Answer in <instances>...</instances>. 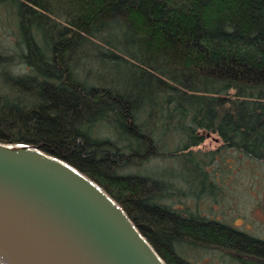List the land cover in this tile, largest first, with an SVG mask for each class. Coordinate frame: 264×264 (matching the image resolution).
I'll list each match as a JSON object with an SVG mask.
<instances>
[{"label":"trees","instance_id":"obj_1","mask_svg":"<svg viewBox=\"0 0 264 264\" xmlns=\"http://www.w3.org/2000/svg\"><path fill=\"white\" fill-rule=\"evenodd\" d=\"M0 6L15 18V26L2 25L14 40L0 45V142L80 170L167 264L214 263L199 250L217 251L229 264H264L262 238L192 210L193 195L178 178L136 170L170 159L188 176L216 183L209 167L225 150L264 165V0ZM103 59L128 68L134 88L104 78ZM169 124L181 143L165 149L159 134ZM212 134L219 147L197 150Z\"/></svg>","mask_w":264,"mask_h":264},{"label":"water","instance_id":"obj_2","mask_svg":"<svg viewBox=\"0 0 264 264\" xmlns=\"http://www.w3.org/2000/svg\"><path fill=\"white\" fill-rule=\"evenodd\" d=\"M0 244L16 264H167L69 162L0 142Z\"/></svg>","mask_w":264,"mask_h":264},{"label":"rangeland","instance_id":"obj_3","mask_svg":"<svg viewBox=\"0 0 264 264\" xmlns=\"http://www.w3.org/2000/svg\"><path fill=\"white\" fill-rule=\"evenodd\" d=\"M2 25L15 26L12 10L4 6H0V45L10 44L14 38L9 35L7 29H3ZM103 65L104 78L110 75L111 79L119 80V87L122 90L134 88L137 78L128 68H124L119 62L107 59H103ZM171 129L172 124L164 126L163 132L159 134L165 149L177 147L181 143V136L169 134ZM217 140L218 136L212 134L196 149L209 151L217 148L219 147L218 144L216 145ZM220 158L223 160H215L209 167L216 183H208L198 176H188L179 162L170 159H156L149 164L138 166L136 170L140 174L154 175L163 179L178 178V181L184 183L186 192L193 195L192 203H189L190 201L187 203L192 210L204 216L206 214L218 218L264 240V165L244 161L235 152L228 150L223 151ZM205 192L210 195L202 199V194ZM173 199H177V196ZM196 253L204 260L214 261L212 264H229L228 259L217 251L199 250Z\"/></svg>","mask_w":264,"mask_h":264},{"label":"bare ground","instance_id":"obj_4","mask_svg":"<svg viewBox=\"0 0 264 264\" xmlns=\"http://www.w3.org/2000/svg\"><path fill=\"white\" fill-rule=\"evenodd\" d=\"M1 244V243H0ZM2 245V244H1ZM0 245V264H16Z\"/></svg>","mask_w":264,"mask_h":264}]
</instances>
